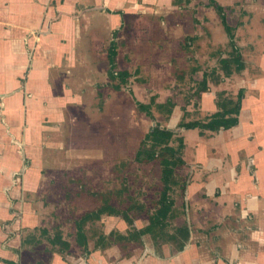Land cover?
<instances>
[{
    "label": "crops",
    "instance_id": "obj_1",
    "mask_svg": "<svg viewBox=\"0 0 264 264\" xmlns=\"http://www.w3.org/2000/svg\"><path fill=\"white\" fill-rule=\"evenodd\" d=\"M215 1L243 67L231 64L227 74L220 65L230 56L222 49L228 36L203 0L200 38L217 47L210 62L221 81L206 76L205 88L187 101V120L239 103L237 122L183 130L187 182L181 200L173 187L162 229L140 232L149 218L127 211L92 215L100 205L84 213L91 215L80 228L74 222L70 239L62 216L53 242L47 189L52 174L73 171L66 159L95 155L94 129L80 126L95 124L90 112L106 83L108 48L116 44V63L131 20L168 24L188 0H0V264H264V0ZM179 109L170 128L181 120Z\"/></svg>",
    "mask_w": 264,
    "mask_h": 264
},
{
    "label": "rangeland",
    "instance_id": "obj_2",
    "mask_svg": "<svg viewBox=\"0 0 264 264\" xmlns=\"http://www.w3.org/2000/svg\"><path fill=\"white\" fill-rule=\"evenodd\" d=\"M202 6L203 0H188L175 18H169L168 24L164 18H142L128 23L117 41L115 63L116 71L130 73L125 86L113 87L118 81L110 78L109 64L104 59L106 83L97 90L95 107L90 112L95 124L80 126L94 129L89 144L95 148V155L66 159L64 163L73 166V171L52 174L57 179L53 178L47 189V197L54 200V210L49 214L52 219L48 222V236L53 242L60 240L63 232L58 224L62 216L66 218L62 223L64 234L70 239L75 232L74 222L78 226L77 218L106 202L127 211L133 219L139 215L149 218L154 211L161 190L160 166L158 160L138 161L136 151L144 134L156 122L173 125L165 119L166 110L158 109L155 102L171 99L180 107L178 112H183L181 119L187 120V101L196 97L206 76L214 85L221 81L216 66H211L214 62H210V58L215 61L217 47L211 48L201 40L205 39L198 11ZM222 49L230 54L228 43ZM149 102L152 116L137 108L139 103ZM182 132L183 129L178 130L183 137ZM185 165L184 161L183 166L176 167L178 184L172 193L180 200L181 187L187 182ZM169 224V229L174 228L172 221Z\"/></svg>",
    "mask_w": 264,
    "mask_h": 264
},
{
    "label": "trees",
    "instance_id": "obj_3",
    "mask_svg": "<svg viewBox=\"0 0 264 264\" xmlns=\"http://www.w3.org/2000/svg\"><path fill=\"white\" fill-rule=\"evenodd\" d=\"M210 5L213 6L218 13L223 28L228 36V44L230 46V56L229 58H224L220 61L222 68L225 73H230L232 71L231 64H233L234 71H239L243 67V63L239 56V50L234 42L233 28L227 23L223 8L215 1L211 0ZM115 56H116V44L112 43L107 50V61L109 64V76L111 79H117L113 87L119 89L122 85L127 83V79L130 73L127 70L116 71L115 67ZM204 83V82H203ZM202 83V84H203ZM205 87H202L203 89ZM151 102L149 103H139L138 110L145 112L152 116ZM218 100L216 104L218 105ZM229 103H232L230 101ZM221 103H219V106ZM155 106L158 109L166 110L165 119L168 120L175 103L171 99H167L165 102L156 103ZM239 111V103L234 104L231 107L223 108L222 110H217L203 119L195 120H185L181 119L176 128H199V129H210L216 130L221 127L227 128L237 122V114ZM184 147L183 137L178 134V130L175 128H169L160 123H155L149 130L144 134L140 141L138 150L136 151V159L140 162H149L153 160H158L160 166V181L161 190L159 192V197L155 202V209L149 216V223L140 230V232L152 231L155 228L162 229L166 225V218L171 212L172 205L174 203L171 196V191L173 187H176L178 182L175 175L176 167L184 165V160L182 158V149ZM184 189V185L181 187ZM119 212V210L112 206L110 203H104L97 211L91 213L92 215H98L101 212ZM126 215V211H123ZM91 214H84L80 219L77 227H81L82 222L90 217ZM183 234H187V229L185 227L180 228ZM185 234V235H186Z\"/></svg>",
    "mask_w": 264,
    "mask_h": 264
},
{
    "label": "flooded vegetation",
    "instance_id": "obj_4",
    "mask_svg": "<svg viewBox=\"0 0 264 264\" xmlns=\"http://www.w3.org/2000/svg\"><path fill=\"white\" fill-rule=\"evenodd\" d=\"M200 86H201V87H205V83H203V84L200 83ZM168 120H169V119H168ZM177 124H178V123H177ZM166 126H167V125H166ZM176 126H177V125H176ZM167 127H169V126H167ZM169 128H170V127H169ZM175 129H177V128L175 127ZM179 129H180V128H178V130H179ZM181 129H183V128H181ZM183 130H186V129H183Z\"/></svg>",
    "mask_w": 264,
    "mask_h": 264
}]
</instances>
